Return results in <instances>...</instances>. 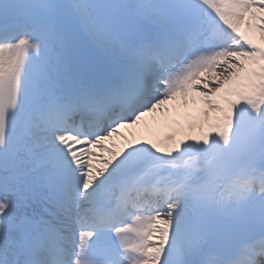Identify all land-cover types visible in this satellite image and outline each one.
<instances>
[{
  "label": "snow or ice",
  "instance_id": "obj_1",
  "mask_svg": "<svg viewBox=\"0 0 264 264\" xmlns=\"http://www.w3.org/2000/svg\"><path fill=\"white\" fill-rule=\"evenodd\" d=\"M0 264H264V0H0Z\"/></svg>",
  "mask_w": 264,
  "mask_h": 264
},
{
  "label": "rangeland",
  "instance_id": "obj_2",
  "mask_svg": "<svg viewBox=\"0 0 264 264\" xmlns=\"http://www.w3.org/2000/svg\"><path fill=\"white\" fill-rule=\"evenodd\" d=\"M256 42H257V41H256ZM258 42H259V40H258ZM149 124H151V120H149ZM141 127H143V125H142ZM153 131H154L156 134H159L161 131H163V127H162V126H155V127L153 128ZM198 131H199V128L197 127L196 129L193 130V133L195 134V133L198 132ZM126 134H127V132H126ZM117 143L119 144V143H121V141L117 140Z\"/></svg>",
  "mask_w": 264,
  "mask_h": 264
},
{
  "label": "bare ground",
  "instance_id": "obj_3",
  "mask_svg": "<svg viewBox=\"0 0 264 264\" xmlns=\"http://www.w3.org/2000/svg\"><path fill=\"white\" fill-rule=\"evenodd\" d=\"M241 30L242 31H245L246 30L243 25L241 26ZM251 38L258 42V40H259V33H258L257 30L253 29L252 34H251ZM153 239L155 240L156 237L154 236Z\"/></svg>",
  "mask_w": 264,
  "mask_h": 264
}]
</instances>
